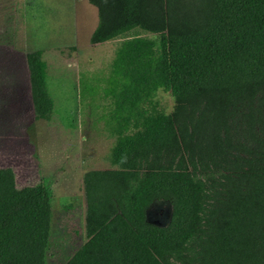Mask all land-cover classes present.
<instances>
[{"label":"trees","instance_id":"trees-1","mask_svg":"<svg viewBox=\"0 0 264 264\" xmlns=\"http://www.w3.org/2000/svg\"><path fill=\"white\" fill-rule=\"evenodd\" d=\"M87 1L90 44L120 39L101 80L114 140L111 167L82 174L85 240L63 264H264V0ZM25 61L48 121L42 50ZM157 199L165 226L147 221ZM51 201L47 177L17 187L0 166V264H48Z\"/></svg>","mask_w":264,"mask_h":264},{"label":"rangeland","instance_id":"rangeland-1","mask_svg":"<svg viewBox=\"0 0 264 264\" xmlns=\"http://www.w3.org/2000/svg\"><path fill=\"white\" fill-rule=\"evenodd\" d=\"M15 9L23 18L26 15L28 31L26 40L5 39L3 42L13 46H6V50L0 46V114L20 115L25 123L13 121L12 126H0V166L13 169L17 187L49 179L52 218L46 261L63 264L85 240L82 174L111 167L108 152L114 137L104 126L108 101L102 96L101 80L109 72L120 39L90 44L97 9L87 0H22L17 1ZM10 12L15 17V11ZM19 45L21 53L16 48ZM1 49L15 53L22 63L23 51L42 50L54 100L50 120L34 119L29 101L25 112L24 104H18L20 87L15 75L19 71L6 69L8 54L1 53ZM81 74L86 76L87 91L82 88L83 93ZM156 100L164 112L172 110L173 99L168 92L158 90ZM170 216L168 201L154 200L147 209V221L159 226L167 225Z\"/></svg>","mask_w":264,"mask_h":264},{"label":"crops","instance_id":"crops-1","mask_svg":"<svg viewBox=\"0 0 264 264\" xmlns=\"http://www.w3.org/2000/svg\"><path fill=\"white\" fill-rule=\"evenodd\" d=\"M17 1L19 2L22 0H14L13 4H11L12 0H0V39L2 40V41L0 40V46H2L4 50L8 49L6 48V46L10 45V47H12L13 45L11 43H8V41L3 42V40L18 38L20 41L21 39L26 40L27 38L28 19L26 15L23 18L21 12L18 13V11L15 9V5L17 4ZM19 4L21 7V2ZM10 10L15 11L16 13L15 17L12 16ZM16 48L18 49L19 53H21V50H22L21 45H19L18 47L16 46ZM9 52L6 53L5 51L1 49V53L6 54V55L8 54V63L7 65H5L6 69L14 71V72L19 71V73L15 75L16 83L20 87L19 88L20 94L17 95L18 100L20 101L18 100L17 101H18V104L19 103L24 104V112H25L28 109V105H29L28 101L30 103V98H28L27 96V93L29 94L28 71H27V66H26V61H25V54L27 51L26 50L23 51V59H24L23 63L17 59V56L15 53H12L10 50ZM2 68H5V67L2 66ZM27 89H28V92H27ZM23 93H24V96H22ZM12 111L14 110L12 109ZM23 114L26 115V113H23ZM0 115H1L0 116V126L2 127L5 125L8 127L14 125L13 121H15V123L18 122L19 125L23 122L20 115L19 116L16 115L12 117H9V115L8 116H4L2 114ZM21 115H22V111H21Z\"/></svg>","mask_w":264,"mask_h":264}]
</instances>
